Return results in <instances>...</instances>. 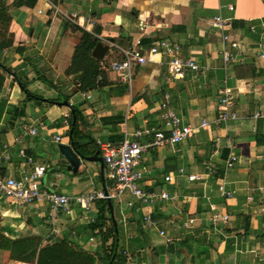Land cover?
Wrapping results in <instances>:
<instances>
[{
    "label": "crops",
    "instance_id": "1",
    "mask_svg": "<svg viewBox=\"0 0 264 264\" xmlns=\"http://www.w3.org/2000/svg\"><path fill=\"white\" fill-rule=\"evenodd\" d=\"M1 1L10 9L5 12L9 21L0 51V178H19L31 171V158L34 164L46 167L42 185L52 191L72 199L107 190L110 182L98 162L82 161L77 173L68 171L74 176L64 174L68 162L59 145L71 144L72 107L80 115L82 141L93 152L86 157H92L99 153L98 141L118 144L136 130L162 128L159 108L167 94L184 122L193 127L202 120L209 124L208 130H200L184 142L149 150L139 165L144 172L139 184L142 190L167 192L173 197L150 209L158 230L165 231L172 242L166 244L157 231L146 230L143 216L148 209L129 194L123 196L125 205L122 199L116 200L118 229L122 225L129 232L127 238L135 252L154 251L160 264H264V216L258 205H248L245 200L248 188L264 185V119L250 118L264 108V60L258 59L255 51L262 31L248 32L250 25L264 24V0H37L32 8H18L14 0ZM74 16L79 24L71 21ZM216 16L227 20L230 34L246 45L243 63L229 64L226 70L222 62L226 46L212 25ZM83 31L108 47L102 60L92 57L95 47L91 51L90 58L98 62L94 63L99 70L96 77H92L88 55L81 48ZM139 38L145 49L162 40L178 44L182 57L212 65L207 80L197 84L190 74L182 81L169 80L168 58L162 55L142 65L132 61L131 80L120 81L109 65L122 60L123 50L132 48ZM225 76L234 96L229 110L238 120L218 124V90ZM61 97L68 99L70 109L53 104L63 102ZM33 128L35 135L28 134ZM230 154L237 156L238 163L226 171ZM6 155L8 160H4ZM167 176L173 180L165 181ZM188 176L197 179L189 181ZM221 184L232 193L230 199L221 196ZM129 202L135 207H128ZM71 206V215L61 218L60 233L54 236L46 205L17 208L0 194V233L10 242L38 243V251L64 242L75 252L90 255L93 264H104L112 241L104 244L102 235L107 230L106 220L113 224L107 201H96L88 212L73 199ZM212 208L229 214V222L213 229L208 222ZM190 218L196 220L195 225L186 229L183 224ZM133 219L139 220L136 229ZM199 231L211 243L194 244L193 233ZM190 234L187 241L195 250L183 262L180 244L187 246L181 241ZM119 239V249L132 255L133 249ZM195 253L201 255L198 261ZM151 255L148 260L140 254L133 259L127 255L126 264H156L157 258ZM0 264L37 262L8 257Z\"/></svg>",
    "mask_w": 264,
    "mask_h": 264
},
{
    "label": "built area",
    "instance_id": "2",
    "mask_svg": "<svg viewBox=\"0 0 264 264\" xmlns=\"http://www.w3.org/2000/svg\"><path fill=\"white\" fill-rule=\"evenodd\" d=\"M228 8L231 11L233 10V6H229ZM71 21L79 24L76 16ZM212 25L219 30L221 42L226 46L222 52L223 69L226 70L229 64L243 63L246 45L241 39L230 34L231 29L227 20L221 16H216L212 19ZM258 30L262 32L260 34V42L255 48L256 57L264 60V24H252L248 27L250 34H256ZM122 54V60L115 61L109 66V70L117 73L122 82L131 80L132 61L142 65L153 61L155 56L162 55L168 58L167 78L171 81H182L190 74L192 80L200 84L207 80L212 70V65L200 64L193 57H182L178 44H171L164 40L145 49L139 38L132 48L123 50ZM227 79V76H225L223 86L218 90V111L220 114L216 121L218 124L238 120V115L229 110L234 103V96L232 89L227 87ZM159 109L163 124L162 128L151 127L136 130L133 134L125 135L124 139L118 144L97 142V147L103 161L105 177L110 182V186L105 191L81 194L72 199L84 212H88L90 206L98 200H120L125 194H129L139 206L148 209L143 216L146 230L157 231L159 237L166 244H169L172 242V238L165 231L158 230L157 223L151 217L150 209L156 204L172 201L173 197L167 192L147 193L142 190L139 184L143 179L144 172L139 168V165L143 155L149 150L162 148L166 145L174 146L184 142L200 130H208L209 124L202 120L198 126L193 127L191 124L184 122L174 112L170 105V97L167 94H164ZM250 118L254 121L264 119V108L252 114ZM35 132L34 128L27 131L30 135H35ZM143 139H149V141L142 142ZM55 141L60 142V138L56 137ZM20 154L23 155L22 152ZM4 160H8L7 155L4 157ZM28 163L32 165L31 171L23 173L19 178H15L14 175L0 178V194L11 205L17 208L41 204L46 205V217L51 225V235L58 236L60 233L59 221L63 216H70L73 211L71 206L72 199L63 193H58L44 187L42 179L44 178L46 167L34 164L31 158L28 159ZM237 163V156L230 154L225 162V170H231ZM212 170H210V173L215 174V171ZM181 173L182 171L180 170L179 174ZM196 179V176H188L189 181H195ZM172 180V176L165 177V181L167 182H171ZM218 190L225 199L232 197V193L225 190L224 184H221ZM245 200L248 205H258L264 216V185L248 188ZM135 205L132 202L127 203V206L130 208L135 207ZM136 210L138 211L139 208H136ZM229 220V214L219 212L213 208L208 218V222L213 229H217L220 225H226ZM195 222L194 218H190L183 224V227L186 229L192 228ZM261 229L264 231V220L261 224Z\"/></svg>",
    "mask_w": 264,
    "mask_h": 264
},
{
    "label": "trees",
    "instance_id": "3",
    "mask_svg": "<svg viewBox=\"0 0 264 264\" xmlns=\"http://www.w3.org/2000/svg\"><path fill=\"white\" fill-rule=\"evenodd\" d=\"M7 1V0H5ZM16 7H25L32 8L36 4L37 0H14ZM6 8L5 2L1 1L0 5V18L4 19L6 23L9 21L6 18ZM97 41L92 39L91 36L83 31L82 32V40H81V48L84 47V51L87 53L89 61H90V73L92 77H96L99 74L98 67L94 65V63H98L97 61L90 58L91 51L95 47ZM3 49V40L0 41V51ZM5 71L9 73H14L9 69H5ZM15 74V73H14ZM102 74V73H101ZM17 75V74H16ZM16 80L21 81L17 76ZM85 81V80H84ZM20 86L25 89L23 84ZM87 84L83 88H86ZM25 91V90H24ZM60 100L68 101L67 98H60ZM73 115L75 117L74 124L70 125L71 132V144L72 147L75 148L81 155L89 156L93 152H90L86 148V144L82 141V134H80L78 130V122L80 120V115L76 108L72 107ZM72 122V121H71ZM111 221V220H110ZM116 229V230H115ZM118 226L114 227L111 223V226L105 233L102 235V242L105 244L107 241L111 240L112 243L105 252V264H126L125 259L122 257V254L118 252L119 244H118ZM0 249L11 252L10 259L17 260L25 263H32L36 260L37 264H93L94 259L87 254H83L81 252H75L64 242H58L50 246H45L43 249L38 251V243L33 241H14L10 242L0 233Z\"/></svg>",
    "mask_w": 264,
    "mask_h": 264
},
{
    "label": "rangeland",
    "instance_id": "4",
    "mask_svg": "<svg viewBox=\"0 0 264 264\" xmlns=\"http://www.w3.org/2000/svg\"><path fill=\"white\" fill-rule=\"evenodd\" d=\"M6 4V3H5ZM0 5H1V0H0ZM7 10L8 9H10L9 7H5ZM5 27H6V21H4V19H1L0 18V41H2L3 40V38H4V30H5ZM107 66V65H106ZM110 66V65H109ZM76 100H80V96H77V98H76ZM64 174L66 175V176H68V177H72V176H74L72 173H70V172H68V171H65L64 172ZM106 181V180H105ZM107 183V182H106ZM122 199V205H125V201H126V199H125V197H123V198H121ZM111 203H112V205H113V207H114V216L117 218V210H118V202L116 201V200H111ZM240 217H244L245 218V216L244 215H242V214H240ZM109 220H106V229L108 230L109 228H110V222H108ZM133 223H135V225H132V227H134V229H136V227L138 226V223H139V220L137 219H133ZM122 225H119V229H120V232H119V241H120V243L122 244L123 243V245L125 246H128L130 249H133L132 250V255H131V253L129 254V250H127L128 252H127V255H130L131 257H132V259H133V256H138L139 254H140V256L139 257H141V258H143V260H148V254H152L151 255V258L153 259V257H155V258H157L154 262L156 263V264H160V263H162V261H161V259H159L156 255H154L153 253H154V251L153 252H147V251H144V252H139V253H137V252H135V251H137V249H134L133 248V244L131 245L130 243H129V241L131 240L130 238H127V235L129 234V232H125V229L123 228V227H121ZM131 226V225H130ZM128 227V226H127ZM127 231V230H126ZM193 234H195V236H196V238L193 240V243L194 244H198V243H211V240L210 241H207V239H206V235L205 234H203L201 231H199L198 233H196V232H194ZM193 234H190V235H187L186 237H185V239L184 240H182L181 242H185V244L187 245V246H185V245H182V244H180V246L181 247H183L184 249H182V248H180V251L182 252V254L184 255V258H183V262L186 260V258L188 257L187 255H188V253L189 252H193L195 249H194V244H190L188 241H187V238L188 237H192V235ZM180 243V242H179ZM174 247H175V249H178V244L177 243H175L174 244ZM188 247H190V249L188 248ZM108 249H109V247H107ZM125 249V248H124ZM120 251V253L122 254V257L125 259V263H126V258H127V255H125L123 252L124 251H122V249H119ZM5 251V252H4ZM135 252V253H134ZM6 250H1L0 249V261L1 260H5V259H7L8 257H10V255L8 254V255H6ZM9 253H11V252H9ZM196 255V253L194 254V256ZM168 256H171V254L170 253H168ZM199 256H201L200 254H197L196 255V260L198 261L199 260ZM105 264V263H104ZM133 264H135V261H133ZM146 264H147V262H146Z\"/></svg>",
    "mask_w": 264,
    "mask_h": 264
},
{
    "label": "water",
    "instance_id": "5",
    "mask_svg": "<svg viewBox=\"0 0 264 264\" xmlns=\"http://www.w3.org/2000/svg\"><path fill=\"white\" fill-rule=\"evenodd\" d=\"M49 14V12H47V15ZM108 50L107 46H104L102 43H97L93 52H92V57L97 59V60H102L106 51ZM53 104L59 106V107H66V108H71V105L67 102V101H63V102H53ZM71 112L73 114V110L71 109ZM75 122V117L73 115V124ZM70 139H71V135H70ZM70 145H59V150L60 153L64 156V158L66 159V161L68 162V167H67V171H70L72 173H77L79 167L81 166V162L85 161V162H98L101 165V169H103V161L102 158L99 156V153L97 152L94 156L92 157H85L83 155H81L75 148H73ZM101 176L103 178V171L101 172ZM107 205H108V209L111 215V219L113 221V225L115 227L116 222L114 220V213H113V205L111 203L110 199H107ZM116 230V229H115ZM172 246H170L169 248H171ZM112 264V263H109Z\"/></svg>",
    "mask_w": 264,
    "mask_h": 264
}]
</instances>
